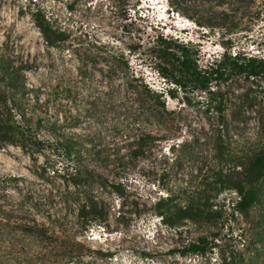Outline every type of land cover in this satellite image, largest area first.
Here are the masks:
<instances>
[{"label":"rangeland","instance_id":"374dc122","mask_svg":"<svg viewBox=\"0 0 264 264\" xmlns=\"http://www.w3.org/2000/svg\"><path fill=\"white\" fill-rule=\"evenodd\" d=\"M171 1L0 0V112L42 136L51 135L53 122L85 134L96 153L85 156V164L107 174L108 154L113 157L120 146L126 156L129 150L112 132L116 117L99 118L87 107L111 93L116 104L136 106L129 82L138 77L156 90L173 86L172 75L158 73L176 52L161 58L162 38L193 43L201 68L224 52L264 57V0ZM38 10L66 30L67 42L48 44L34 16ZM115 62L119 67L112 69ZM211 88L227 104L224 137L238 149L264 151V79L229 72ZM176 95L166 96L176 115L137 118L142 127L134 131L174 139L125 165L128 196L95 193L106 203L101 225L82 217L91 179L74 178V165L52 147L0 148V264H264V190L257 204L241 210L234 207L237 193L220 183L216 202L226 206L215 210L221 216L186 227L165 223L154 212L158 197L190 191L217 164V114L185 105L186 96L204 101L207 91L189 83ZM182 141L183 148L170 149ZM200 236H207L205 252L187 251Z\"/></svg>","mask_w":264,"mask_h":264},{"label":"trees","instance_id":"16d2710c","mask_svg":"<svg viewBox=\"0 0 264 264\" xmlns=\"http://www.w3.org/2000/svg\"><path fill=\"white\" fill-rule=\"evenodd\" d=\"M171 4L172 1L168 0ZM74 9L73 6H70ZM177 9L172 6V10ZM35 19L49 45L57 47L59 43L68 41L66 30L56 26L50 17L42 11L35 13ZM68 45V47H72ZM159 52L164 58L171 49L176 50L171 53L172 60L159 66L158 73L162 76L172 75L175 84L162 90L153 89L141 77L129 82V86L134 88L138 97V104L118 105L114 101V93L108 94L102 100L96 99L87 107L89 113H95L99 118L106 115L116 117L112 132L121 135L124 144L129 150L127 156L122 153V147L116 149L113 155L108 154L111 166L105 174L95 166L85 164L84 157L96 156L95 149L89 138L78 132L64 131L53 122L49 132L50 136H42L41 133L26 124L24 120L13 118L11 114L0 112V148L9 145L20 146L24 150L40 151L44 147H52L59 156L63 157L69 165H74L72 175L76 177L88 176L91 180L85 184L86 202L84 204V214L86 223L104 224L106 222V203L103 198H99L97 191H108L109 193L126 197L129 195L130 186L127 178L128 168L125 165L137 157L146 155L150 148L167 139H174L171 136H159L158 134L147 131L146 129L136 132L133 126L142 127L137 121L140 115L145 116H173L176 110L170 109L166 96L177 98L176 92L187 89L189 83H194L198 88L207 91L208 96L204 101H195L186 96L185 105L197 104L205 113L215 112L218 122L214 130V158L217 163L214 174L204 176V182L194 186L187 192H169L166 196L157 198L154 204V212L161 217L165 223L186 227L189 224H198L202 221L209 222L217 216H221L215 207H223L226 204L216 202L220 189L218 185L223 183L226 188L234 190L238 199L234 207L241 210L251 209L257 204L263 195L264 187V151L257 148H245L244 150L234 147L225 137L223 132H227V104L220 93L211 88L214 80H223L229 72L246 75L247 77L264 79V57L244 53H237L234 56L224 52L220 60H216L210 67L201 68L196 57V46L193 43L179 42L174 38H162L159 41ZM80 52L79 49H77ZM82 55V53L80 54ZM82 57V56H81ZM83 58V57H82ZM233 58V59H232ZM82 64L88 67L87 60L83 59ZM126 66L129 62H125ZM119 67L116 62L112 69ZM178 71V72H177ZM195 102V103H194ZM161 115V116H162ZM22 116V115H21ZM156 124L161 126L163 124ZM200 137L196 138L199 141ZM122 142V143H123ZM122 145V144H120ZM119 146V145H118ZM184 141L170 144V149L177 150L183 148ZM121 148V149H120ZM226 160V161H225ZM226 162V166L221 167V163ZM216 178L212 182L207 180ZM224 178V179H223ZM223 180V181H222ZM207 236H200L198 240L192 242L187 251L194 253L205 252ZM186 251V252H187ZM184 251V253H186ZM106 255L111 256L112 253Z\"/></svg>","mask_w":264,"mask_h":264}]
</instances>
